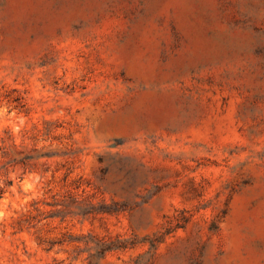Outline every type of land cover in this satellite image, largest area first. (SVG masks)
<instances>
[{
  "label": "rangeland",
  "instance_id": "1",
  "mask_svg": "<svg viewBox=\"0 0 264 264\" xmlns=\"http://www.w3.org/2000/svg\"><path fill=\"white\" fill-rule=\"evenodd\" d=\"M0 189V264H264V0H0Z\"/></svg>",
  "mask_w": 264,
  "mask_h": 264
},
{
  "label": "trees",
  "instance_id": "2",
  "mask_svg": "<svg viewBox=\"0 0 264 264\" xmlns=\"http://www.w3.org/2000/svg\"><path fill=\"white\" fill-rule=\"evenodd\" d=\"M52 156H56V153H43V154H40L38 155V157H41V158H48V157H52ZM33 157H24L20 160L17 161V163H23L24 161L28 160V159H32ZM15 161V160H13ZM3 194H4V191L0 189V199L3 197Z\"/></svg>",
  "mask_w": 264,
  "mask_h": 264
}]
</instances>
